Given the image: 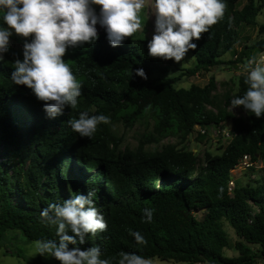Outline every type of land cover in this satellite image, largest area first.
Listing matches in <instances>:
<instances>
[{"label":"trees","instance_id":"trees-1","mask_svg":"<svg viewBox=\"0 0 264 264\" xmlns=\"http://www.w3.org/2000/svg\"><path fill=\"white\" fill-rule=\"evenodd\" d=\"M240 1L224 0V18L193 41L197 48L189 51L196 62L185 74L210 71L224 63V53H237L238 27L252 23L258 12L254 0L242 7ZM0 27H7L2 15ZM97 32L94 43L67 50L64 60L81 83L82 95L76 109L66 106L55 119L47 117L30 89L11 80L18 53L9 47L0 60V236L18 230L28 240L58 243L56 226L46 223L41 211L91 192L107 231L88 235L84 244L69 245L70 249L99 246L101 258L112 264H117L121 252L189 263L264 260V176L261 183L236 182L228 190L231 170L243 154L264 164V115L256 118L247 113L243 119L224 110L213 112L207 108L214 103L212 79L202 87H176L178 78L154 76L155 71L167 69L164 60L148 56L146 37L134 34L112 47L105 29L99 27ZM258 33L262 37L245 44L238 61L251 50L264 51V14ZM138 68L144 69L147 80L135 75ZM246 76H239L233 98L246 92ZM81 112L103 114L111 122L98 125L92 138H82L69 124ZM146 117L152 120V131L145 138L155 143L186 136L195 125H223L228 120L234 134L219 153L205 152L200 164L193 151L170 143L154 149L141 143L133 150L119 151L111 124L121 121L133 126ZM144 209L153 210L151 222H145ZM225 223L238 236L233 244ZM130 232H140L147 243L138 245ZM225 248L238 254L228 256ZM51 259L34 258L30 263L60 264Z\"/></svg>","mask_w":264,"mask_h":264},{"label":"clouds","instance_id":"clouds-1","mask_svg":"<svg viewBox=\"0 0 264 264\" xmlns=\"http://www.w3.org/2000/svg\"><path fill=\"white\" fill-rule=\"evenodd\" d=\"M99 8L97 14L95 7ZM145 0H0V60L9 52L10 37L24 38L22 55L13 62L11 80L26 86L49 119L63 114L67 106L76 109L82 85L64 57L69 48L92 44L98 39L97 24L103 27L112 47L143 30L141 11ZM154 34L147 43V54L153 59L180 63L189 50H195L203 34L219 23L227 9L224 0H154ZM30 38V42H29ZM254 65V66H253ZM248 86L243 96L231 100L232 110L243 107L256 118L264 115V58L255 57L244 65ZM135 75L148 79L143 68ZM106 115L81 112L69 121L82 138H92L98 125L109 124ZM221 192L223 189L220 190ZM93 193L77 194L63 204H50L41 211V218L56 226V240H37L36 254L54 257L60 264H112L101 258L99 246L87 250L69 245L84 244L88 235L96 237L107 231L108 224L95 206ZM153 210L144 209L145 222H151ZM69 231L72 235H69ZM138 245L146 239L140 232H130ZM117 264H153L151 259L136 253L121 252Z\"/></svg>","mask_w":264,"mask_h":264},{"label":"rangeland","instance_id":"rangeland-1","mask_svg":"<svg viewBox=\"0 0 264 264\" xmlns=\"http://www.w3.org/2000/svg\"><path fill=\"white\" fill-rule=\"evenodd\" d=\"M247 0H241L239 7H242ZM255 5L258 7V12L252 23H242L238 27V38L235 43L236 54L231 51L224 53L221 59L224 63L212 68L210 71H204L196 73L194 75L185 74L184 70L192 67L196 60L192 52H188L186 57L180 63L172 61L168 63L163 61V65L167 69L166 72L155 71L154 76L159 80L174 81L176 87L189 88L191 85L205 86L212 79L214 88L211 95L214 103L207 106V108L213 112L218 110H224L232 113L236 118L246 119L247 112L243 107H238L232 110L231 100L238 88V78L242 74H247V70L244 65L247 61L253 57L259 62L261 58H264V51L251 50L249 55L238 61V52L246 44L250 45L256 39L262 37L258 33V26L263 21L264 14V0H254ZM97 14L99 8L94 6ZM155 7L154 0H145V7L141 11V20L143 30L137 32L136 35H141L151 40L154 34V17ZM97 28L101 27L99 24ZM25 40L22 37L13 34L10 37L9 47L13 48L20 59H23L22 49ZM30 42V40H29ZM230 61H232L230 63ZM254 66V65H253ZM232 120L226 121L222 126H227ZM217 125H206V131L200 132V125H195L194 131L186 136L176 135L162 138L160 142L155 143L147 141L145 135L152 131V120L150 117L143 118L137 121L133 126H127L121 121H116L111 124V131L114 138L117 141L119 151L125 149L133 150L141 143L147 149H154L162 144L170 143L176 145L178 148H186L193 151L198 157V163H202L201 160L205 152L219 153L220 147L227 141L222 137L215 134ZM264 176V164L261 160L257 159L256 162L248 169H236L232 171V178L234 183L238 182L241 185L261 183ZM200 216L201 213L197 212ZM225 229L233 244L238 236L235 234L232 227L224 224ZM35 240H28L18 230H7L0 236V264H31L30 261L34 258H39L45 262H52L51 257H44L36 254L35 252ZM254 247V246H253ZM224 253L228 256H235L238 254L233 248H225ZM153 264H210L206 261L197 262H182L175 260H161L157 257L150 258ZM252 264H264V260H258Z\"/></svg>","mask_w":264,"mask_h":264},{"label":"built area","instance_id":"built-area-1","mask_svg":"<svg viewBox=\"0 0 264 264\" xmlns=\"http://www.w3.org/2000/svg\"><path fill=\"white\" fill-rule=\"evenodd\" d=\"M215 134L222 137V139L225 141H228L233 136V131L231 127L228 126H222L217 125L215 126ZM206 131V126H200V132L204 133ZM256 162V160H253L252 157L249 154H243L241 158L239 159L238 163L235 165V167L231 170L232 171L236 169H248ZM234 186V180L231 177V179L228 182V190L231 192L232 188Z\"/></svg>","mask_w":264,"mask_h":264},{"label":"water","instance_id":"water-1","mask_svg":"<svg viewBox=\"0 0 264 264\" xmlns=\"http://www.w3.org/2000/svg\"><path fill=\"white\" fill-rule=\"evenodd\" d=\"M230 122H231V120H230ZM229 125H230V123L227 124L228 127H229Z\"/></svg>","mask_w":264,"mask_h":264}]
</instances>
